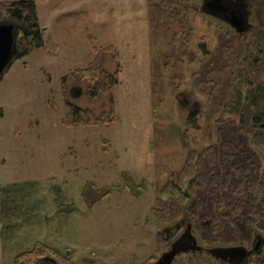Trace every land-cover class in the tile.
Returning a JSON list of instances; mask_svg holds the SVG:
<instances>
[{
	"label": "rangeland",
	"instance_id": "obj_1",
	"mask_svg": "<svg viewBox=\"0 0 264 264\" xmlns=\"http://www.w3.org/2000/svg\"><path fill=\"white\" fill-rule=\"evenodd\" d=\"M36 2L45 48L15 61L0 82V264L39 243L60 264H152L158 233L169 235L157 225L155 199L191 155L216 142L217 120L245 119L253 129L260 116L264 128V71L244 56L263 42L203 12V0ZM98 54L116 80L117 119L70 127L66 103L114 119L108 96L91 100L88 81L73 74ZM182 98L198 109L195 122ZM260 257L251 264H264V247ZM174 264L229 263L189 252Z\"/></svg>",
	"mask_w": 264,
	"mask_h": 264
},
{
	"label": "trees",
	"instance_id": "obj_2",
	"mask_svg": "<svg viewBox=\"0 0 264 264\" xmlns=\"http://www.w3.org/2000/svg\"><path fill=\"white\" fill-rule=\"evenodd\" d=\"M188 9L184 7L177 11L181 30H185L182 13L187 14ZM0 22L13 23L17 27L13 59L0 76L1 82L15 61L24 59L35 50L45 48V42L36 0H0ZM153 22V17H150L151 30ZM189 34L187 31L182 32L186 38ZM247 35H252L254 41L261 40L263 43L259 51L257 48L252 50L248 47L245 50V60L252 68L260 71V66L264 71V31L252 30ZM105 50L113 53L115 59L120 56L113 46ZM76 73L88 81V95L91 100H96L101 95L108 96L112 104L111 117L114 119L107 118L106 121L104 115L96 116L90 109L66 103L64 123L78 128L108 126L115 122L117 116L113 108L116 80L105 70L101 54L87 67L76 69L73 74ZM63 81L65 87L67 79L64 78ZM201 92L209 96L206 89ZM258 118L254 119L253 129H246L248 125L245 119L237 123L219 118L216 122V142L202 153L191 155L182 170L162 187L160 196L155 199L154 214L157 225H164L162 229L169 235L166 240L162 233H158L156 253L147 262H155L156 255L170 241L178 238L182 227L186 228L189 224L204 248L197 253L209 254L206 249L218 245L248 246L249 249L254 247L259 237L264 240V128L262 125L263 129L259 130L257 123L261 120ZM250 135L254 136V149L249 146L247 136ZM193 178L186 193L182 185ZM47 253L61 257L56 250L39 243L32 250L18 255L14 264H50L43 261ZM262 253L253 254L245 264H251L254 257L261 258Z\"/></svg>",
	"mask_w": 264,
	"mask_h": 264
},
{
	"label": "water",
	"instance_id": "obj_3",
	"mask_svg": "<svg viewBox=\"0 0 264 264\" xmlns=\"http://www.w3.org/2000/svg\"><path fill=\"white\" fill-rule=\"evenodd\" d=\"M216 8H225L224 11H232L230 8L223 7V3L221 0H205L202 4V11L217 17L227 23H229L233 28L237 30L238 33H245L249 29L248 20L245 19L240 22H234L231 18L237 17L232 15L231 18L224 17L218 12H212L205 10V6L213 5ZM16 31L17 27L13 23L0 22V76L4 73L6 68L9 66L13 59L15 44H16ZM197 113H195L196 115ZM195 178V177H194ZM191 179L189 182L182 185V189L188 193V187L190 183L194 180ZM182 223H185L182 221ZM264 245L263 238L258 239L257 243H255L252 249H248L244 246H218L213 248H208L206 251L211 254L214 258L222 260L229 264H245L250 256L253 254L259 253L262 250V246ZM204 248L199 244L198 238L192 231V225L189 224L185 228L184 232L176 238L170 248L165 251L154 263L152 264H174L177 257L184 253L189 252H200L203 251ZM44 262H48L50 264H60L56 259L52 257H45L43 259Z\"/></svg>",
	"mask_w": 264,
	"mask_h": 264
},
{
	"label": "flooded vegetation",
	"instance_id": "obj_4",
	"mask_svg": "<svg viewBox=\"0 0 264 264\" xmlns=\"http://www.w3.org/2000/svg\"><path fill=\"white\" fill-rule=\"evenodd\" d=\"M204 1L205 0H203V3H204ZM221 2L223 3L222 4L223 7L230 8L231 10H234V12L224 11L225 8L224 9L223 8H216V6L218 4H216L215 6H213V5L205 6L204 9L207 11L218 12L222 16H224V17L227 16L228 18L229 17L231 18L232 15H235L237 17H234L231 19H232V21L237 22V23L242 21V19L243 20L247 19L249 29L247 32L242 33V34H248L252 30H261L263 28L264 16L261 14V12H264V8H263L264 7V0H221ZM253 17L257 21V23L260 22L259 26H256L257 24L255 25L254 23H252L251 19H253ZM227 24H229V23H227ZM239 34L242 35L241 33H239ZM181 101L183 102L184 106L186 107V109L188 111V115H189L188 120H191V122H195L197 117H198L197 114L195 115V113L198 112L197 111L198 109L194 110L193 106H190V104H189L190 102L187 100L183 101V98L180 100V102ZM197 105H198L197 103L194 104V108ZM263 247L261 250L262 252H263Z\"/></svg>",
	"mask_w": 264,
	"mask_h": 264
}]
</instances>
